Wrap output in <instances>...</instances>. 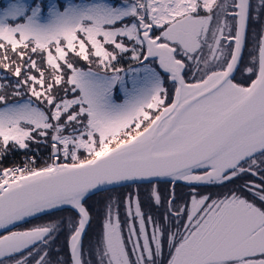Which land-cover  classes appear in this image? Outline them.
<instances>
[{"label":"snow or ice","instance_id":"obj_1","mask_svg":"<svg viewBox=\"0 0 264 264\" xmlns=\"http://www.w3.org/2000/svg\"><path fill=\"white\" fill-rule=\"evenodd\" d=\"M33 145L47 156L0 167V264H52L61 222L31 221L65 208L55 264H91L88 201L142 183L159 219L109 197L95 264H264V0H4L0 158Z\"/></svg>","mask_w":264,"mask_h":264},{"label":"rangeland","instance_id":"obj_2","mask_svg":"<svg viewBox=\"0 0 264 264\" xmlns=\"http://www.w3.org/2000/svg\"><path fill=\"white\" fill-rule=\"evenodd\" d=\"M3 5H4V0H0V7H2ZM258 26L260 27L258 23H255L253 25V29L258 28ZM252 32H255V30L252 31L251 29L250 36ZM250 48H251V44L248 45L247 53ZM248 58L249 57L247 56L244 63H247ZM166 86H170V84ZM31 151L32 153H29V155H32V156L36 155L38 160H42L43 158L47 156V150L44 149L42 146L37 148V146L33 145ZM151 187L152 185H146V186H129V187H124L120 189H114L102 195H95L88 201L89 205L91 206L90 210L92 213L91 226L88 227V230L90 231L89 240H91V246L93 248V251H92L93 258L96 259L95 249H96L97 241L99 240L101 233H102V225H103V221L105 218V208L108 202V198L111 197L113 199L126 202L128 193L130 192L138 193L139 198L142 203V210L144 211V213H146V210L149 204L147 197H148V193ZM157 187L160 190L161 187L160 186H157ZM119 211H120V218L123 224V222L126 219V203L121 204ZM74 217H75L74 212L68 209H63V210L54 212L51 215L43 216L39 220L31 221L32 224L45 223L48 221L61 222L60 230L56 234V236L58 235L56 238L58 242H53L50 246L49 254H50V259L52 260V264H55L57 260H63L65 262H70L69 250L67 246V240H68V235H69L68 221L70 218H74ZM124 234L125 236H127L126 226L124 227Z\"/></svg>","mask_w":264,"mask_h":264},{"label":"flooded vegetation","instance_id":"obj_3","mask_svg":"<svg viewBox=\"0 0 264 264\" xmlns=\"http://www.w3.org/2000/svg\"><path fill=\"white\" fill-rule=\"evenodd\" d=\"M254 24L255 23H252L250 25L249 33H250L251 29H252V31L253 30L259 31V28H260L259 26H258V28L253 29ZM247 49L248 48H246L245 51L243 52L244 62L248 56ZM235 79H236V82H241L245 85H247V83L249 82L247 80V78L243 77L239 72L235 74ZM251 180H255L257 183L260 182L256 177L248 175V176H245L241 179L235 180L234 183H226L224 185H203V186H198L197 190L203 194H211L213 197L222 196V195L228 193L230 190L236 189L238 186L245 183V181H251ZM146 185H149V184L142 183V184H138V185L133 184L131 186H146ZM157 186L161 187L160 191L164 195H167L169 192H171L173 190L172 184L165 183L163 181H161ZM124 187H129V186L123 185V186L113 187L112 190L120 189V188H124ZM174 191H175V194L177 196L178 201L183 202V200L187 198V193L190 191V188L184 182H177L174 186ZM105 193H107V192H101L97 195H102ZM162 212H163V209H157L154 206H152L149 202L145 215L146 216L151 215V216L155 217L156 219H159ZM91 217H92V213H91ZM91 221H92V218H91ZM28 226H31V225H26V227H28ZM89 226H91V222L87 226L86 233L83 237L84 258H85V260L90 261L91 264H95L96 259L93 258V255H92L93 248L91 246V240H89V237H90V231L88 230ZM57 236H56V238H57ZM56 238H55L54 242H58L56 240ZM69 257H70V253H69Z\"/></svg>","mask_w":264,"mask_h":264},{"label":"trees","instance_id":"obj_4","mask_svg":"<svg viewBox=\"0 0 264 264\" xmlns=\"http://www.w3.org/2000/svg\"><path fill=\"white\" fill-rule=\"evenodd\" d=\"M32 153V151H16L13 150L11 152H9L4 158H0V167L9 165L11 163H14L18 160V158L20 157V155L22 154H29Z\"/></svg>","mask_w":264,"mask_h":264},{"label":"built area","instance_id":"obj_5","mask_svg":"<svg viewBox=\"0 0 264 264\" xmlns=\"http://www.w3.org/2000/svg\"><path fill=\"white\" fill-rule=\"evenodd\" d=\"M31 156H32V155H22V156L19 157V159H18L17 162L12 163V164H9V165L4 166V167H12V166H16V165H20V166H22L23 163L25 162V159H26V158H29V157H31Z\"/></svg>","mask_w":264,"mask_h":264},{"label":"water","instance_id":"obj_6","mask_svg":"<svg viewBox=\"0 0 264 264\" xmlns=\"http://www.w3.org/2000/svg\"><path fill=\"white\" fill-rule=\"evenodd\" d=\"M118 186H123V185H117V186H115V187H118ZM65 209H67V208H65ZM55 211H59V210H54L53 212H55ZM70 253V252H69Z\"/></svg>","mask_w":264,"mask_h":264}]
</instances>
